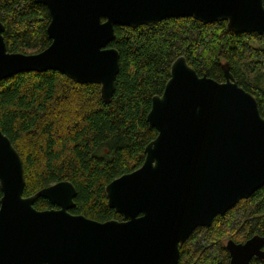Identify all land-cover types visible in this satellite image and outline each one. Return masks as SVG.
Segmentation results:
<instances>
[{
  "label": "water",
  "instance_id": "water-1",
  "mask_svg": "<svg viewBox=\"0 0 264 264\" xmlns=\"http://www.w3.org/2000/svg\"><path fill=\"white\" fill-rule=\"evenodd\" d=\"M48 9L50 43L39 52L6 50L0 21V80L18 72L57 70L97 83L111 100L119 52L108 46L115 25L167 17L225 20L233 32L264 33L263 0H34ZM224 80L199 75L183 55L170 66L146 115L156 136L136 169L104 188L122 219L73 214L75 186L61 180L24 196L18 151L0 130V264H177L179 246L264 185V118L255 97L229 70ZM43 197L54 205L39 210ZM264 236L226 242L229 264L264 258Z\"/></svg>",
  "mask_w": 264,
  "mask_h": 264
},
{
  "label": "trees",
  "instance_id": "trees-1",
  "mask_svg": "<svg viewBox=\"0 0 264 264\" xmlns=\"http://www.w3.org/2000/svg\"><path fill=\"white\" fill-rule=\"evenodd\" d=\"M49 20L42 3L0 0L9 52L47 47ZM114 31L108 46L119 52V70L108 103L99 84L78 83L57 70L18 72L0 80V130L21 157L23 195L68 180L76 189L70 212L98 221L122 219L108 206L104 188L142 164L145 145L157 134L146 120L151 98L162 93L176 57L183 55L199 75L218 81L224 80L221 64L227 61L264 118V33L233 32L225 20L202 22L192 16L115 25ZM33 205L55 207L43 197ZM254 234L264 236V185L209 226L196 227L179 246L177 264H229L226 242H244ZM250 264H264V258L252 257Z\"/></svg>",
  "mask_w": 264,
  "mask_h": 264
}]
</instances>
